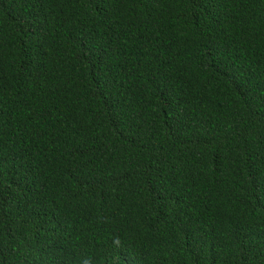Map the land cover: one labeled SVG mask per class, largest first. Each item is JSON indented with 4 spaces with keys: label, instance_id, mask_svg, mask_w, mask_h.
Wrapping results in <instances>:
<instances>
[{
    "label": "trees",
    "instance_id": "16d2710c",
    "mask_svg": "<svg viewBox=\"0 0 264 264\" xmlns=\"http://www.w3.org/2000/svg\"><path fill=\"white\" fill-rule=\"evenodd\" d=\"M0 264H264V0H0Z\"/></svg>",
    "mask_w": 264,
    "mask_h": 264
}]
</instances>
